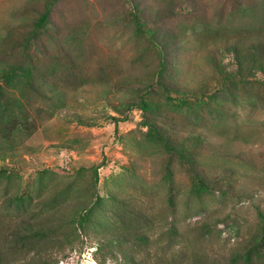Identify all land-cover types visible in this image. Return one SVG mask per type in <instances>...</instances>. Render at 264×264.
Here are the masks:
<instances>
[{"label": "rangeland", "instance_id": "1", "mask_svg": "<svg viewBox=\"0 0 264 264\" xmlns=\"http://www.w3.org/2000/svg\"><path fill=\"white\" fill-rule=\"evenodd\" d=\"M258 212L264 0H0V264H258Z\"/></svg>", "mask_w": 264, "mask_h": 264}, {"label": "trees", "instance_id": "2", "mask_svg": "<svg viewBox=\"0 0 264 264\" xmlns=\"http://www.w3.org/2000/svg\"><path fill=\"white\" fill-rule=\"evenodd\" d=\"M132 13V18L135 22V28H136V31L137 33H139L140 35L146 37L149 41V43L154 47V49L159 52V57L161 59L160 61V66H159V69L157 70L155 76L157 77L158 80L161 81V78L163 75H162V72L164 70V57L162 56V50H161V46H160V43H159V40L156 39L154 36H153V32L145 27V24L144 22L141 20V17L138 15V13L133 10ZM46 19H47V14H44L43 15V20H39L38 21V27H42L41 25L45 24L46 22ZM43 22V23H42ZM64 67V64L62 66V68ZM65 73V72H64ZM154 76V77H155ZM31 84H29L30 86ZM150 92V88H146L144 89L143 93L141 94V99L146 96V94H148ZM182 94H187L186 91H182L181 92ZM201 94H203V92H201ZM138 107L142 110V111H145L149 108L148 104H147V101H141L140 103H138ZM148 130L150 131V135L153 137L154 140H156L157 143H160L163 148L166 150V152L170 153L171 155H176L177 158H179L180 162L182 163L183 160L187 159L191 162L194 163V161L196 160L193 156V154L191 152H187L183 147H180V148H177V141L173 138H171V136L165 134L163 132L162 129H160L159 126L157 125H150L148 127ZM104 163H100V165L98 164L97 166L94 167L93 169V182L96 183L98 182V168L101 167ZM78 171H81V166L78 168ZM190 173H192V176L195 178V182H194V185L196 187H199V188H204L205 187V181L202 179L201 175L199 173H196L195 170H190ZM170 174V173H169ZM170 179H171V176H170ZM87 206H84V207H80L79 210H82L84 209V211L87 210ZM258 216H259V224H258V236H256V241L254 242L253 246H252V251L254 253V258H256V261L258 264H264V215L261 213V212H258ZM54 227L50 228V227H43V232L41 230H37V231H34L33 232V235L37 236V237H43V242H48L49 239L52 238V235L54 234V232L57 230V229H53ZM117 242H124V237L123 238H117L116 239ZM249 254V252H248ZM125 258L130 259L131 256L130 254H125L124 255ZM43 264H48L46 262H43ZM54 264V263H52Z\"/></svg>", "mask_w": 264, "mask_h": 264}]
</instances>
